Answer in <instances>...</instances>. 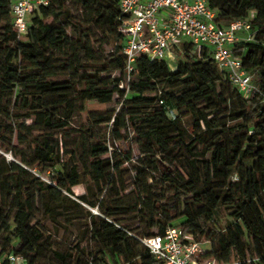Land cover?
Masks as SVG:
<instances>
[{"label": "trees", "instance_id": "obj_1", "mask_svg": "<svg viewBox=\"0 0 264 264\" xmlns=\"http://www.w3.org/2000/svg\"><path fill=\"white\" fill-rule=\"evenodd\" d=\"M69 1L85 11L98 28L116 35L119 77H103L90 70L95 62L91 36L72 15ZM207 2L216 12L220 28L256 12L252 41L243 42L234 50L244 69L253 75L254 84L264 93V0ZM12 3L13 0H0V92L4 94L15 87L25 91L21 108L26 112L25 120L32 123L26 126L17 119L5 128L0 126V149L21 159V164L6 163L4 158L0 163V259L6 260L13 253L23 256L27 264L42 261L52 242L51 234L46 233L36 217L38 211L43 220L52 223L60 218L70 222L87 217V231L110 250L118 264H163L140 239L163 234L168 227H179L185 236L196 241L208 240L209 256L221 263L264 264L261 95L245 99L218 67L208 48L199 53L189 44L182 46L186 61L180 62L176 70H171L166 60L152 61L141 56L127 82L122 53L124 16L119 0H50L49 6L33 13L23 39L14 28ZM69 27L78 34L76 43L68 33ZM54 52L70 58L65 72L72 71L82 88L48 80L59 74L54 71ZM130 88L135 94L129 98ZM73 93L82 101L84 111L87 103L111 104L116 95L121 110L88 113L87 129L66 135L69 138L71 133H79L77 143L68 148L64 139L54 137L70 126L77 108ZM2 104L0 117L9 120L10 111L4 110ZM186 115L192 118L188 126ZM126 118L144 144L142 154L146 162L142 168L151 173L145 177L142 168L138 169L133 188L139 187L137 181L142 180L144 185L159 181L171 194L164 204L155 203L146 216L148 230L140 236L121 219L129 207L117 205L112 196H103L108 187L117 188L113 172L124 162L115 161L117 152H111L103 140L101 126L111 124L114 137L121 141L120 130ZM37 127L42 129V135L30 145V155L24 156L19 147L12 145L15 129L19 130V146H26L31 130ZM58 166L62 171L51 177V182L41 177L40 174L50 171V176L55 174ZM85 177L96 187L93 198L89 187L83 195L73 191ZM82 204L98 207L102 216L92 215ZM12 238L18 239L20 245L15 252H10ZM53 254L59 262L53 264H111L106 250L86 254L79 243L65 253Z\"/></svg>", "mask_w": 264, "mask_h": 264}, {"label": "rangeland", "instance_id": "obj_2", "mask_svg": "<svg viewBox=\"0 0 264 264\" xmlns=\"http://www.w3.org/2000/svg\"><path fill=\"white\" fill-rule=\"evenodd\" d=\"M68 5L70 7L72 15L76 17L79 23H82L83 29L89 31L90 33L92 53L95 57V62L93 63L90 70L100 72L103 77H119L120 72L116 69L115 62V51L118 43L116 35L114 33H111L106 28H98L93 23V21H90V18L85 13V11L77 7L71 1L68 2ZM2 26L3 22L0 20V27ZM68 33L71 36L72 40L76 43L78 34L71 27L68 28ZM53 54L56 56L54 62L57 67L54 71H57L56 73L59 74L52 75L48 78V80L57 84L71 83L77 88H82V85H80L75 79L72 71L65 72V66L69 65L68 63L70 62H68V59L70 58L63 54H57L56 52H54ZM73 56L75 57L76 53H74ZM185 61L186 58L183 56V54L179 51H175L173 53V58L168 61V65L170 69L174 71L178 68L180 62ZM24 94L25 91H23L20 87H15L9 92H5L4 94L0 92V103H3L2 108L6 111L9 110L11 117L8 120L7 117L2 115L0 117V126L5 128L6 126L10 125V123H16L17 119L20 123L24 122L26 126L32 123L31 120H25L24 115L26 112L21 108L22 96ZM134 94L135 93L130 88L128 90V97L130 98ZM72 96L75 97V93H73ZM75 104L77 108L71 119L70 126L65 130V132L56 133L54 137L58 140L64 139L68 148L74 147L75 143H77V137L79 133H71L69 138L66 135L71 131L86 130L88 127V113L110 112L112 110L119 112L121 110L120 98L117 95L114 97V100L111 104H99L97 102L87 103L85 106L87 111L83 110L82 101H80L76 97ZM17 115H19V118H16ZM125 121V126L120 130L121 141H117V139L114 137V128L111 124L101 126V134L103 140L106 141L107 145L110 147L111 152H117L115 161L124 162L120 166L119 170H115L113 172L114 177L118 180L117 188L114 190L108 187L106 190V194L104 193L103 196H105V199L108 196H112V199L116 201L117 205L124 204L125 206L129 207L130 210L126 215H123L121 219H123V221H126L127 225H129L134 230L135 235L140 236L142 235V233L148 230V220L146 219L147 214L149 215V212L153 211L152 208L157 203L164 204L166 199H168L171 194L169 190H167L168 188L165 185L161 184L159 181H150L149 183L152 184L148 185H151V187L148 185H144L142 180L140 182L137 181L139 187L136 186V188H133L135 186L136 180L138 179V169L143 167V163L146 162V160L143 157L144 155L142 154L144 145L143 142L136 137L135 131L132 127H130L127 118L125 119ZM185 121L187 126L192 123V118L190 117V115H186ZM42 132V129L38 127L34 130H31V134L28 136V145L19 146V130L15 129L12 145L14 147H19V151L24 156H29L31 146L34 145V141L36 140V138L42 135ZM3 158L5 159L6 163L17 162L21 164V159L19 157H15L12 153H7L3 149H0V163L3 162ZM29 170H31V168H29ZM142 170L145 173V177H149L151 175L150 171L146 168H142ZM61 171L62 167L58 166L54 172L55 174H51L50 176V172H53L50 171L40 175L44 180L51 182V177H54L57 172ZM158 177L159 175L156 174V180L159 179ZM233 180H235V177ZM87 187L90 188V197L93 198L91 194L96 195V187L88 177L84 178L83 183L75 186L73 188V191L75 195H83L87 192ZM118 193L120 195L119 197L117 196ZM75 197L71 198L79 202V200H77ZM106 201V204L108 205L109 201ZM82 205L92 215H95L97 217L102 216V212L100 211V209H98V207H90L85 204ZM36 217L41 225L45 227L44 229L47 231L46 233L51 234L52 242L51 247L46 249V255L38 264L59 263L56 261V257L54 256L53 252L59 251L60 253H65L70 250V247H75L77 243H79L80 247L85 250L86 254H89L91 251H93L94 254H98L100 251L106 250V252L108 253V261L111 264H118L117 260L113 258L114 256L110 254V250L103 247V245L97 242L96 239L91 235V232L87 231L90 222L87 217L72 220L70 222L66 219L60 218L56 223H52L49 220H43L41 212L38 211L36 212ZM34 223H37V221H35ZM152 232L155 233L156 230H153ZM202 241H204V239ZM252 243L255 244V241H253ZM204 247L206 249L210 248L208 244H205ZM19 249L20 245L18 239L12 238V247L10 252H15ZM76 257L77 254L75 253L74 260L76 259Z\"/></svg>", "mask_w": 264, "mask_h": 264}, {"label": "built area", "instance_id": "obj_3", "mask_svg": "<svg viewBox=\"0 0 264 264\" xmlns=\"http://www.w3.org/2000/svg\"><path fill=\"white\" fill-rule=\"evenodd\" d=\"M49 4L50 0H13L11 13L20 39L28 33L33 13ZM119 5L124 16L122 53L127 82L139 57L169 61L175 51L182 53V46L189 44L199 53L208 48L218 67L245 99L258 93L264 101V93L254 84L253 75L244 69L234 50L237 45L252 41L255 11L249 18L220 28L216 23L217 14L207 0H119ZM140 242L163 264H236L234 261L221 263L210 257L211 248L204 247L210 246L208 240L196 241L185 236L179 227H168L163 234L143 237ZM0 264H27V260L11 253L6 260L0 259Z\"/></svg>", "mask_w": 264, "mask_h": 264}]
</instances>
